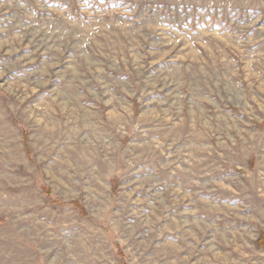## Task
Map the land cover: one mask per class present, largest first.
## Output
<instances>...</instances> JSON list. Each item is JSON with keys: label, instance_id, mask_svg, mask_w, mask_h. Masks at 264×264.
<instances>
[{"label": "rangeland", "instance_id": "obj_1", "mask_svg": "<svg viewBox=\"0 0 264 264\" xmlns=\"http://www.w3.org/2000/svg\"><path fill=\"white\" fill-rule=\"evenodd\" d=\"M264 0H0V264H264Z\"/></svg>", "mask_w": 264, "mask_h": 264}, {"label": "trees", "instance_id": "obj_2", "mask_svg": "<svg viewBox=\"0 0 264 264\" xmlns=\"http://www.w3.org/2000/svg\"><path fill=\"white\" fill-rule=\"evenodd\" d=\"M258 247H264V235H260L256 241Z\"/></svg>", "mask_w": 264, "mask_h": 264}]
</instances>
